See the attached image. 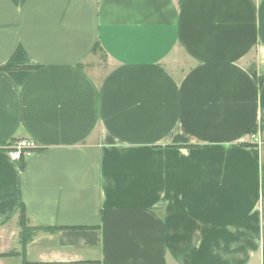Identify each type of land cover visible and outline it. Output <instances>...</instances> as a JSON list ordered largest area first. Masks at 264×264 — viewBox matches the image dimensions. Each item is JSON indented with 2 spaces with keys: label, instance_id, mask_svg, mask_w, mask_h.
Here are the masks:
<instances>
[{
  "label": "crops",
  "instance_id": "1",
  "mask_svg": "<svg viewBox=\"0 0 264 264\" xmlns=\"http://www.w3.org/2000/svg\"><path fill=\"white\" fill-rule=\"evenodd\" d=\"M254 132L264 0H0V264H264Z\"/></svg>",
  "mask_w": 264,
  "mask_h": 264
},
{
  "label": "built area",
  "instance_id": "2",
  "mask_svg": "<svg viewBox=\"0 0 264 264\" xmlns=\"http://www.w3.org/2000/svg\"><path fill=\"white\" fill-rule=\"evenodd\" d=\"M250 144H262L264 143V135H258L257 133H251L249 139L245 141ZM38 143L30 138H21L11 141L7 146V152L12 160L27 159L38 149Z\"/></svg>",
  "mask_w": 264,
  "mask_h": 264
},
{
  "label": "trees",
  "instance_id": "3",
  "mask_svg": "<svg viewBox=\"0 0 264 264\" xmlns=\"http://www.w3.org/2000/svg\"><path fill=\"white\" fill-rule=\"evenodd\" d=\"M95 49L97 50L98 47L95 46L94 50ZM19 224L21 226V232H20L21 251L20 252H12L10 254H4V255H19L20 254L23 256L24 262L26 264H32V263L28 262L27 260H25L26 246H27L28 242L31 240V238L33 237V235L36 231H39L40 229L46 231V230H50V229H54V228L37 227V226L29 225L27 217H26L25 208L23 206L21 208V213H20V217H19ZM58 264H70V263H58Z\"/></svg>",
  "mask_w": 264,
  "mask_h": 264
}]
</instances>
